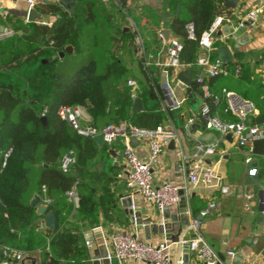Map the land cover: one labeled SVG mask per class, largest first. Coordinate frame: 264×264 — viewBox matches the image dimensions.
Here are the masks:
<instances>
[{
    "label": "trees",
    "instance_id": "16d2710c",
    "mask_svg": "<svg viewBox=\"0 0 264 264\" xmlns=\"http://www.w3.org/2000/svg\"><path fill=\"white\" fill-rule=\"evenodd\" d=\"M173 1L176 6L171 28L183 45L179 59L199 71L194 66L202 52L199 37L217 15L227 11L222 8V0ZM37 6L58 18L51 24H43L42 20L27 22L21 27H27L22 34L7 19L14 33L0 39V260L4 258L2 249H9L24 254L39 251L42 264H46L48 252L52 260L77 262L85 255L83 236L68 227V217L78 203L80 209L91 204L85 195L89 191L99 188L108 192L113 181L111 173L105 172L93 180L89 168L105 156L110 144L98 145L92 136L79 135L57 115L58 107L84 108L91 117L90 124L97 129L109 123L126 122L139 129L154 130L161 126L163 113L158 103L143 111H130L135 97L133 89L142 97L145 85L125 64L131 35L114 24L113 10L93 0H75L69 9L57 3ZM177 7L181 12L178 15ZM69 45L73 47L72 53L65 52ZM60 52H64L65 58L79 55L85 64L74 75L64 73V57L59 56ZM209 58L219 59L213 50ZM241 59L242 53L235 52L234 59L224 66L226 74L204 78L208 88L205 102L213 114L221 95L228 92L217 87L220 80L236 70L240 72L238 76L248 75ZM148 69L155 74L151 83L157 91L162 69L151 66ZM172 72L168 68L167 75L173 76ZM129 80L135 85H130ZM260 100L261 105L256 103L259 113L254 116L248 113L246 119L248 124L264 129V96ZM43 108L46 123L41 121ZM69 151L75 164L83 168L79 177L72 168L67 171L61 168V159ZM43 186L50 199L48 206L56 215L55 231L41 227L35 209L29 204L34 194L42 196ZM72 188L77 195L75 201L68 196Z\"/></svg>",
    "mask_w": 264,
    "mask_h": 264
},
{
    "label": "crops",
    "instance_id": "0c3cea01",
    "mask_svg": "<svg viewBox=\"0 0 264 264\" xmlns=\"http://www.w3.org/2000/svg\"><path fill=\"white\" fill-rule=\"evenodd\" d=\"M33 1L35 4L32 7L41 15L35 21L45 20L51 24L58 16L40 11L41 7L37 5L39 3H57L69 9L75 0ZM93 1L97 5H105L108 10H113L114 24L119 26L123 32H128L131 35L130 47L124 56V61L129 71L145 85L144 90L141 91L142 97L139 96L143 101L144 110L152 108L158 103L163 113L161 126L171 128L177 133L176 138L167 144L158 162L153 165L152 173L156 184L165 181L176 184L179 187L180 197L185 198L187 206L185 216L189 220V224L183 228L180 235L181 240L189 239L194 235L195 231L190 226L195 219H199L198 231L215 251L219 259L217 264H264V156H253V160L256 158L259 160V168L258 170L256 168L257 172L253 174L257 175V181L248 183L245 180L246 150L239 147L233 138L232 140L226 139L217 131L206 127L199 118L192 123L196 124L194 129L191 127L192 124L186 127L188 119L198 112L205 97L200 94L202 91L195 82L190 87H181L176 80V74L168 76V68L164 66L168 57L166 42L161 38L160 31L161 29H170L171 37H175L171 23L174 16L173 7L176 6V3L173 0H128L126 5H122L119 0ZM261 4L264 5V0H237L234 9L226 10L221 2L222 8L227 11L226 15L230 20L225 21L218 30L221 31V34L216 32L212 50L214 52L218 45L226 43L234 55L237 51L242 53L241 60L248 68V75L238 76L240 72L237 71L231 76L227 75L222 78L217 86L218 88L224 87L228 93H231L230 95L225 94V96L222 94L220 101L218 98L216 99L219 102H216L215 114L225 121L237 120V116L229 110L230 105L236 99L251 100L254 104L250 102L255 105L251 112L252 116L259 113L256 103L261 105L260 99L264 96V6L258 12L252 25L244 17L248 11ZM0 7L3 8V12L0 13V26L4 27V31L0 32V39L14 33L12 26L6 23L7 19L15 25V29L17 28L18 31L22 30L21 27L25 23L31 22L27 20L28 0H0ZM176 13L177 15L181 13L178 7ZM239 21L243 26H239ZM247 22L249 25H246ZM226 30L230 31L231 37L225 34ZM236 39L242 42L238 44L237 51L234 50ZM145 61H149L148 66L144 65ZM150 66L162 69L159 72L160 88L158 87L157 91L151 83L155 74L148 69ZM196 72V76H198L200 71L196 70ZM165 80L172 85L173 94L179 101V106L176 108H169L164 102L161 84ZM158 91L159 95H157ZM82 110V123L90 124V115L84 108ZM246 120L248 123L249 119ZM191 130L194 132L191 133ZM198 143L212 148L210 153L202 155L200 164L204 168L213 169L220 178V184L228 187L226 194L221 193L218 187L189 183L190 160L186 161L184 157L192 155ZM103 144L105 142L100 145ZM133 147L141 159L148 158V139H138ZM107 149L108 152L105 156L92 165H97L104 160L103 171L96 178H94V173H90L93 174V180L98 179L105 172L111 173L113 181L108 186V192L99 188L89 191L90 194L85 195H88L91 204L84 205L80 209L78 203V207L68 217L70 224L68 227L82 234L83 243L86 233L88 236H92L95 241L94 247L88 249L84 244L85 255L81 256L77 262L52 260L48 252L46 264H92V261L97 259L101 253L111 251L109 235L115 231L130 232L145 239L142 227L133 222L130 215L124 211V203H122L120 195L129 196L133 201V208L141 211L142 217L152 216L154 219L163 220L161 213L156 217L157 208L154 205L144 202L139 195L131 197L128 194L125 185L127 164L123 156V141L116 139L114 143L107 145ZM258 165L255 164V166ZM210 201L215 203V207L205 216H200L201 210L205 209ZM178 210L179 204L173 206L170 213L177 214ZM38 219L41 227L48 229L43 227L42 217H38ZM255 228L257 232H254ZM168 236L169 234H152L151 240H167ZM48 250V248L45 249L46 252ZM182 254V244L173 243L171 247L173 264H179ZM237 254L242 257L239 262L235 259ZM25 255L33 256L36 259V264H42L39 251ZM109 264L116 263L112 260ZM189 264L203 263L196 258L193 252H190Z\"/></svg>",
    "mask_w": 264,
    "mask_h": 264
},
{
    "label": "built area",
    "instance_id": "2783aa9c",
    "mask_svg": "<svg viewBox=\"0 0 264 264\" xmlns=\"http://www.w3.org/2000/svg\"><path fill=\"white\" fill-rule=\"evenodd\" d=\"M34 4L35 2L33 0H28L29 8ZM263 6L264 5L261 4L248 11L244 19L252 25ZM229 20L226 14L217 15L208 29L199 37V46L202 52L197 57L194 66L200 71L195 81L200 84L203 97L208 95L207 84L203 82L204 78L220 73H227L224 67L225 65L221 64L219 59L210 61L209 53L212 51L216 32L225 21ZM42 23L50 24L45 20H42ZM239 26H243L241 21ZM188 29L191 31V26H188ZM190 36H192L191 33ZM137 42H139V40H137ZM182 47L181 41L176 37H171L166 42L168 58L164 66L166 68H171L174 75L179 70L193 68L191 64H185L180 61L179 53ZM148 64L149 61L144 62L145 66H148ZM201 74H203V76H201ZM128 83L130 85H135L133 80H129ZM161 90L163 91L164 102L167 107L176 108L179 106V101L174 96L173 89L167 80L161 84ZM227 94L230 95L231 93L226 92V95ZM214 100L217 102L216 99ZM229 110L237 116V120L230 122L222 120L211 112L210 106L204 100L198 112L188 119L186 127L191 125L195 119L199 118L206 127L217 131L221 136L225 137L226 134L230 133L236 144L246 150L244 161L249 164L254 156L252 152V142L255 139L264 138V129L257 125L247 123V114L254 110V105L250 101L236 99V101H233L230 105ZM45 112L46 108H43L41 115L44 116ZM82 112V107L79 106L60 105L57 109V115L61 119L68 121L79 135L93 137L100 133L102 134L103 142L108 144L113 143L116 139H121L123 141V156L127 164L125 185L131 197L135 195L141 196L144 202L154 205L160 212L164 209L170 210L179 203V187L168 181L156 184L152 173L153 165L158 162L167 144L176 138V131L163 126H158L154 130L139 129L126 122L109 123L97 129L89 123H82ZM131 137L148 139L149 154L147 159H141L134 150V147L129 145ZM10 151L11 148L5 153V159L8 157ZM211 151V147H207L203 143H198L195 147V152L189 157H184L186 161L190 160V168L188 170L189 183L192 185L218 187L221 193L226 194L228 192V187L220 184V178L213 169L204 168L200 164L202 155L210 153ZM74 164L75 159L72 151L63 155L61 159V168L63 171L69 170ZM256 172V168H253L250 173L254 174ZM68 196L72 201L76 200L77 195L74 188L68 192ZM40 198L41 202L47 205L50 203V199L46 196L44 186L42 187V196H40ZM214 207L215 203L210 201L207 207L201 210L200 216H205ZM199 224V219H195L190 226L195 231L194 235L187 240H180L179 243H186L189 247V252H193L196 258L203 264H217L219 263V259L212 247L199 233ZM85 235V246L88 249L93 248L95 245L94 238L88 236L87 233ZM109 241L111 251L107 253V259L109 261L114 260L116 264H173L171 260V247L173 242L169 240H145L130 232L115 231L109 235ZM229 253L232 254V252ZM2 255L4 258L0 260V264H20L21 259L25 256L22 251L9 249H2Z\"/></svg>",
    "mask_w": 264,
    "mask_h": 264
},
{
    "label": "water",
    "instance_id": "95a60500",
    "mask_svg": "<svg viewBox=\"0 0 264 264\" xmlns=\"http://www.w3.org/2000/svg\"><path fill=\"white\" fill-rule=\"evenodd\" d=\"M122 5H126L128 0H119ZM237 0H222V5L226 10L229 9H234L236 7ZM3 12V8L0 7V13ZM40 14L35 10V8L30 7L27 11V20L28 21H35L40 18ZM240 22V21H239ZM248 23V22H247ZM246 25H249L246 24ZM228 28V26H226ZM4 31V27L0 26V32ZM27 31V27H23L22 30H19L18 33L22 34L23 32ZM221 31H218V34ZM160 34L165 42H167L171 38V30L170 29H161ZM226 35L232 36L230 34L229 30H226L225 32ZM242 43L240 40L236 39V44H235V49L237 51V46L238 44ZM65 52L67 53H72L73 52V47L71 45L67 46L65 49ZM214 54L219 57V60L221 64L225 65L227 63H230L233 58L234 54L231 48L229 47L228 44L223 43L218 45L214 49ZM60 57L64 56V52L59 53ZM197 72L195 69L192 68H187L183 70H179L176 73V80L179 82L181 87H190L193 85L194 77L196 76ZM203 76V74H201ZM133 95H136V90H133ZM203 95V92L200 93ZM144 110V104L142 99L139 96H135V98L132 101V105L130 108V111L132 113L143 111ZM41 121L43 123H46V118L45 116L41 117ZM196 124H192L191 127L194 129ZM194 131L191 130V133ZM225 138L228 140H232L231 134H226ZM93 139L100 145L103 142L102 134H96L93 136ZM186 140V138H185ZM138 139L135 137H131L129 140V145L134 146V143L137 142ZM172 142V141H171ZM252 152L254 155L257 156H264V138L260 139H255L252 142ZM105 161H101L99 164L92 166L89 168V172L94 173V178L98 176L103 171ZM255 164H259V160L256 158L251 161V163L246 165V173H245V180L248 183H253L257 181V175L251 174V170L253 168H259L258 166H255ZM73 173L76 177H79L82 172L83 168L80 167L77 164H74L72 167ZM120 198L122 200L123 206H124V211L130 215L131 220L135 222L137 225L141 226L145 235V240H151L152 234H159V235H164V234H169L167 237V240L173 242V243H179L181 238L180 235L183 231V228L185 226H188L189 220L185 216V212L187 211V206L185 202L184 197H180L179 200V210L178 213L176 214H171L169 209H164L161 212L157 210L156 212V217H158L161 213L162 219H154L152 216H147V217H142L141 211H137L133 208V201L132 199L127 196V195H120ZM29 204L31 207L35 209V213L38 217H42L43 219V227L50 229L51 231L56 230V215L55 213L49 208V206L43 202H41V198L39 195L34 194L33 197L30 199ZM186 217V218H185ZM165 220V221H164ZM254 232H257V229H254ZM186 238L185 240H187ZM184 240V239H183ZM182 257L181 261L179 264H189V247L186 243L182 244ZM97 253V252H96ZM241 256L237 254L235 256V259L238 260V262L241 260ZM109 260L107 259V253L104 251L101 253L97 259L92 261V264H109ZM20 264H36V259L31 256V255H25L21 261Z\"/></svg>",
    "mask_w": 264,
    "mask_h": 264
},
{
    "label": "rangeland",
    "instance_id": "374dc122",
    "mask_svg": "<svg viewBox=\"0 0 264 264\" xmlns=\"http://www.w3.org/2000/svg\"><path fill=\"white\" fill-rule=\"evenodd\" d=\"M84 64H85L84 59L81 58L79 55H73V56L67 55L66 58L64 57V62L62 63V69H63L62 71L64 73L74 75ZM170 86L172 87L171 84Z\"/></svg>",
    "mask_w": 264,
    "mask_h": 264
}]
</instances>
